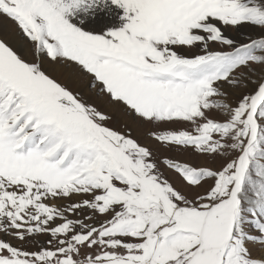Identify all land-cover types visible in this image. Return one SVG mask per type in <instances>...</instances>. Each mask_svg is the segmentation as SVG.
Returning a JSON list of instances; mask_svg holds the SVG:
<instances>
[{
  "label": "snow or ice",
  "instance_id": "obj_1",
  "mask_svg": "<svg viewBox=\"0 0 264 264\" xmlns=\"http://www.w3.org/2000/svg\"><path fill=\"white\" fill-rule=\"evenodd\" d=\"M0 264H264V0H0Z\"/></svg>",
  "mask_w": 264,
  "mask_h": 264
},
{
  "label": "rangeland",
  "instance_id": "obj_2",
  "mask_svg": "<svg viewBox=\"0 0 264 264\" xmlns=\"http://www.w3.org/2000/svg\"><path fill=\"white\" fill-rule=\"evenodd\" d=\"M113 19L115 20V17H113Z\"/></svg>",
  "mask_w": 264,
  "mask_h": 264
}]
</instances>
